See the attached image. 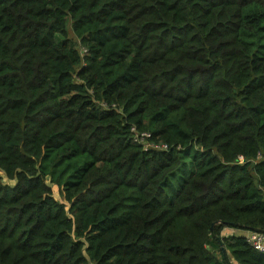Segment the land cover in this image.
I'll list each match as a JSON object with an SVG mask.
<instances>
[{
    "label": "trees",
    "instance_id": "obj_1",
    "mask_svg": "<svg viewBox=\"0 0 264 264\" xmlns=\"http://www.w3.org/2000/svg\"><path fill=\"white\" fill-rule=\"evenodd\" d=\"M224 228H264V0H0V264H264Z\"/></svg>",
    "mask_w": 264,
    "mask_h": 264
},
{
    "label": "built area",
    "instance_id": "obj_2",
    "mask_svg": "<svg viewBox=\"0 0 264 264\" xmlns=\"http://www.w3.org/2000/svg\"><path fill=\"white\" fill-rule=\"evenodd\" d=\"M84 51V50H83ZM133 138L137 143L141 144L144 150L156 149L167 150L168 145L165 143H155L150 140L152 134L149 131H137L135 127L131 128ZM246 241L249 245L260 252L264 253V228L261 230H248L245 235Z\"/></svg>",
    "mask_w": 264,
    "mask_h": 264
},
{
    "label": "rangeland",
    "instance_id": "obj_3",
    "mask_svg": "<svg viewBox=\"0 0 264 264\" xmlns=\"http://www.w3.org/2000/svg\"><path fill=\"white\" fill-rule=\"evenodd\" d=\"M57 39L60 40V37H57ZM240 161H243V158H241ZM189 171H190V168L189 167H185L183 172L180 171L178 174H175L170 180L171 187H173L175 190H177L180 187L183 178L186 177L189 174ZM3 181H4V183L10 184V185L14 184L13 180H9L5 176H3ZM46 182L52 188L53 195L58 200L62 201L61 197L59 195L57 186L55 184L50 183L49 180H47Z\"/></svg>",
    "mask_w": 264,
    "mask_h": 264
},
{
    "label": "crops",
    "instance_id": "obj_4",
    "mask_svg": "<svg viewBox=\"0 0 264 264\" xmlns=\"http://www.w3.org/2000/svg\"><path fill=\"white\" fill-rule=\"evenodd\" d=\"M230 233H235V234H242V235H246L248 233V230H238V229H233V228H224L222 230V235H226V234H230ZM230 264H238L236 261L234 260H230Z\"/></svg>",
    "mask_w": 264,
    "mask_h": 264
},
{
    "label": "water",
    "instance_id": "obj_5",
    "mask_svg": "<svg viewBox=\"0 0 264 264\" xmlns=\"http://www.w3.org/2000/svg\"><path fill=\"white\" fill-rule=\"evenodd\" d=\"M213 225H214V223H213L212 226H211L212 228H213Z\"/></svg>",
    "mask_w": 264,
    "mask_h": 264
}]
</instances>
